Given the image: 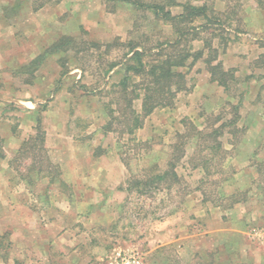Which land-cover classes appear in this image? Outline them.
<instances>
[{"label": "rangeland", "instance_id": "rangeland-1", "mask_svg": "<svg viewBox=\"0 0 264 264\" xmlns=\"http://www.w3.org/2000/svg\"><path fill=\"white\" fill-rule=\"evenodd\" d=\"M155 1L173 15L205 6L189 26L207 28L190 44L210 42L213 63L234 78L211 81L204 53L181 68L186 90L173 106L128 136L102 129L123 73L105 68L130 42L149 48L174 28L125 2L0 0V264H111L124 254L141 264H264V0ZM62 37L72 41L52 47ZM47 49L34 71L24 67ZM37 119L43 148L34 141L15 157ZM190 124L202 133L183 139L178 180L161 178L177 134H195Z\"/></svg>", "mask_w": 264, "mask_h": 264}, {"label": "trees", "instance_id": "trees-1", "mask_svg": "<svg viewBox=\"0 0 264 264\" xmlns=\"http://www.w3.org/2000/svg\"><path fill=\"white\" fill-rule=\"evenodd\" d=\"M107 2H125L135 7L147 8L154 14V18L169 24L174 28V37L166 39L152 47L146 48L143 45L136 43L128 44V52L122 55L118 61L110 62L105 68V74L111 70H115L119 66L122 70V76L112 85L111 95L107 102L103 103L102 114L106 116V122L103 124V131H114L119 134L132 136L135 130L142 127L144 119L150 115L157 108L172 107L176 94L180 91L186 90V77L181 68L191 66L195 61L205 57L204 63L210 73V80L215 81L218 85L226 87L227 80L233 79L232 70L223 69L218 63H213L217 57V49L214 48L210 42L204 41L203 47L194 50L190 44V40L198 37V30L207 28V24H200L198 27L189 26L193 18L206 17L207 9L200 5H182V12L173 15L169 10L165 9L161 1L155 0H104ZM190 39H188V36ZM72 41L67 37H62L52 47L61 50L67 42ZM115 41L106 43L104 50H110ZM96 46L97 43L93 42ZM72 47H75L73 44ZM65 48V47H64ZM206 51V52H205ZM49 49L45 50L35 59L31 60L24 67L34 68L39 66V61L45 58ZM36 64V65H35ZM117 71V69H116ZM103 82V81H102ZM103 89L108 85L105 80ZM81 91L89 96L99 95L100 90L95 87L81 85ZM140 100V108L137 110L134 102ZM217 118L216 120H218ZM236 118L230 121L234 123ZM116 125V126H114ZM36 133L28 140H23L16 151L18 157L31 148L34 141L38 142L40 148L44 145L45 132L40 127V120L37 119L34 128ZM188 130L195 132H185L177 134L180 142H176L172 148L174 149L173 162H169V170L164 171L161 178L178 180L175 172V165L183 156V139L192 136H199L202 132L194 125L190 124ZM216 129L212 130L213 136L216 134ZM231 133V132H230ZM220 146V142L217 143ZM23 153V154H24ZM0 158H4L2 150V138L0 137ZM16 158L11 159L8 163L12 165ZM41 168H38V172Z\"/></svg>", "mask_w": 264, "mask_h": 264}, {"label": "built area", "instance_id": "built-area-1", "mask_svg": "<svg viewBox=\"0 0 264 264\" xmlns=\"http://www.w3.org/2000/svg\"><path fill=\"white\" fill-rule=\"evenodd\" d=\"M111 264H141V259L135 255H118Z\"/></svg>", "mask_w": 264, "mask_h": 264}, {"label": "crops", "instance_id": "crops-1", "mask_svg": "<svg viewBox=\"0 0 264 264\" xmlns=\"http://www.w3.org/2000/svg\"><path fill=\"white\" fill-rule=\"evenodd\" d=\"M19 146H20V144H19ZM19 146H17L18 148H19ZM9 167H10V165H9ZM11 168V167H10ZM11 170H12V168H11Z\"/></svg>", "mask_w": 264, "mask_h": 264}]
</instances>
